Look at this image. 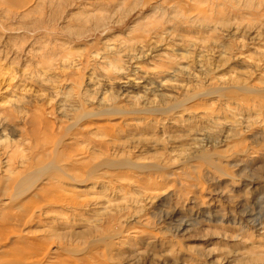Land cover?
Returning a JSON list of instances; mask_svg holds the SVG:
<instances>
[{
    "label": "rangeland",
    "instance_id": "obj_1",
    "mask_svg": "<svg viewBox=\"0 0 264 264\" xmlns=\"http://www.w3.org/2000/svg\"><path fill=\"white\" fill-rule=\"evenodd\" d=\"M138 74L149 89L123 99L122 80ZM241 83L264 87V0H0V220L51 199L0 237V264H26L17 259L43 246L42 264H264V91L223 89L132 126L92 117L103 99L167 108ZM49 133L67 136L59 159L73 157L54 188L46 174L26 177L44 152L36 137ZM239 153L249 154L241 170ZM140 165L170 176L150 185ZM174 169L192 180L179 186ZM176 210L186 230L164 218Z\"/></svg>",
    "mask_w": 264,
    "mask_h": 264
},
{
    "label": "bare ground",
    "instance_id": "obj_2",
    "mask_svg": "<svg viewBox=\"0 0 264 264\" xmlns=\"http://www.w3.org/2000/svg\"><path fill=\"white\" fill-rule=\"evenodd\" d=\"M21 6H25V3H23V4L21 3ZM137 73L138 72H136L135 75ZM121 83H122V88H123L122 90H124L122 92V98L126 99V100L136 99L139 96V92L145 93V91L148 90L150 87V83L147 82V76L146 75L143 76L142 74H138L137 76H134L132 78L125 77V79H123ZM250 85H252V84H250ZM228 88H231V89L235 88V91L237 89V91L242 92V93H257V92L260 93V92L264 91V87H262V86H257V87L254 86L253 87V86L247 85L246 83L245 84L241 83V84L225 85V86L224 85L217 86L216 84H214L211 87V89L204 91V92H201V93H197L194 95L187 96L186 98L183 99L182 103H179V104L174 105L172 107L149 108V109H148V107H146V109L142 108L140 110L123 109L122 107L116 106L112 103H108V101L106 102V100L103 99V100L98 102L99 103L98 108L100 109V111L97 114H92V117L94 118V120H96V122L101 123V125L99 127H103V126L104 127L105 126L106 127H112V126L114 127L115 125L112 123H116V122H113V120H115V121H117V120L118 121H129V120H131L130 122H128L129 125H131V124L137 125L138 123L136 122V119H138V118H148V114L149 115L160 114V115H163L164 117H166L168 115H172V114L177 113V112H182L183 106L185 103H192L193 101H196L200 98H204L205 96L207 97V96L212 95L215 97H221V95H220L221 91L223 89L225 90ZM224 92H226V91H224ZM226 97L228 98L227 95H226ZM96 115H98L99 117ZM90 116H91V114H88V113L82 115L81 117L78 118L76 123L71 122V123L66 124L65 129L63 131L66 130L67 133H69L71 130L75 129L74 127L77 125L78 121L84 120L86 117H90ZM65 134H66V132H65ZM65 136L66 135L60 136L58 134L55 135L53 133H49V134H44L43 136H37L36 137V144L44 146V149H43L44 152L40 151L39 153H37L35 159L30 162V165L33 166V170L27 171L26 177L33 178V179L39 181L40 176L43 174H46L45 180H47V181L45 182V184L50 185L51 188H54L53 187L54 184L66 173L65 166H68L73 162V157L70 155H68L66 158H64L62 160L59 159V157L61 155L65 154V150H67V145H64L65 141H66V140H64ZM228 138H230V137H228ZM66 139H67V136H66ZM225 141L226 140L224 139V142ZM48 145H49V147L46 148L45 146H48ZM238 155H240V156H238ZM238 155L235 158H233L234 160L232 159L233 160L232 164L234 165V167H236V169L238 168V170H241L242 165L239 163V161L241 160L242 157H244L243 155L248 156L249 154L248 153H243V154L239 153ZM198 157H199V155H198ZM198 157H197V155L191 156L190 160L188 162L193 163L192 160H197ZM203 160H204V162H207L209 165H212L211 164L212 162L209 158L203 159ZM123 165H125V164H123ZM123 165H120V166H123ZM128 165H130V164L128 163L127 166L126 165L125 166L128 167ZM103 166H104L103 163H97V164H94L92 166V168H87V171H88V173H92V172L96 171L97 169L102 168ZM115 166H117V165H115ZM131 166H132V164H131ZM131 166H129V167L131 168ZM192 167L195 168L194 165H192ZM206 167H207V164H206ZM132 168L134 169V167H132ZM214 168L216 169L217 167H214ZM247 168H248V166L245 168V170ZM155 169L150 170V169H148V165H140V166H137V168H136V174L138 177L144 178V179H148V176L150 177L152 175L153 178H150L147 181H151L150 185H153L154 183L157 182L156 179L158 176H160V175L163 176V174H159V175L157 174L158 172H160L158 170L157 166H155ZM220 169H222V168H220ZM223 170L220 172L225 173V171L223 172ZM150 171H154L153 172L154 175L152 173L150 174ZM182 171L183 170L174 169L171 172V175H173V177L175 178L174 181H176L179 184V186H182L183 184L187 183L188 180H192V179H190L191 177H189L190 173L188 171L187 172L186 171L182 172ZM186 174H187V176H186ZM162 176H160V177H162ZM169 176L166 175V177H164V178L168 179ZM22 181L23 180H20V181L18 180L17 182L14 181V182H11L12 184L7 183V185H8L7 189H10V187L11 188H14V187L18 188L21 185ZM109 182H111V181L109 180ZM199 184H200V182H199ZM33 185H35V184H32L31 186H33ZM146 185L148 186V184H145V186ZM197 186H199V185H197ZM37 191L38 192H36L34 195L37 197H39L41 195V197H42L43 188H37ZM44 195H46V193ZM172 195H177V191H173ZM165 199H166V196L164 195L163 200H165ZM50 200H51L50 198H47V199L42 198L40 200V204L43 202L47 203ZM38 203H35L29 207L23 208V210L21 212H19L17 215H14L11 217H8V216L1 217V220H0V237L6 233H13L11 236H15V233L16 234L21 233L22 228L25 225H27L29 221L34 220L36 213L38 211L42 210V207H40V204H38ZM41 205L44 206V204H41ZM206 210L209 211L210 207L208 206V208H206ZM248 216L252 217V214L249 213L247 215H242V217L240 218V220L238 222L243 224L242 223L243 219L245 221L247 219H250ZM182 217H183V214L180 210L179 211L178 210L171 211V212L169 211L166 215H164V218L166 220L171 221V227L174 229L175 232H180L181 230H186L188 222L187 221L185 222L184 220H182L181 219ZM219 219L227 220L228 218H226L225 216L224 217L222 216V217H218V220ZM229 219H233V218L229 217ZM255 220L258 221V219H255ZM258 223L259 222L255 221V223L253 225L255 226ZM14 227L15 228L17 227L19 229H17V228L15 229ZM134 232L138 233L139 231L137 230ZM129 233L124 234V236H126ZM122 241H125V240L123 239L120 242H122ZM27 243H29V242H27ZM36 243L37 244L35 246H38L40 244L37 241H36ZM50 250L51 249L48 246H43L41 249L33 250L32 252L27 253L24 256H21L17 260H19L18 262H25L26 261L27 262L26 264H29L27 260L32 259L35 261L36 264H42L44 258H46L50 254L49 253ZM53 262H55V261H53Z\"/></svg>",
    "mask_w": 264,
    "mask_h": 264
}]
</instances>
